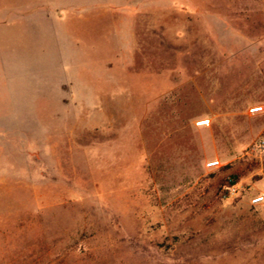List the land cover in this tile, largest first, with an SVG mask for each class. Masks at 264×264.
I'll return each instance as SVG.
<instances>
[{
    "label": "rangeland",
    "instance_id": "rangeland-1",
    "mask_svg": "<svg viewBox=\"0 0 264 264\" xmlns=\"http://www.w3.org/2000/svg\"><path fill=\"white\" fill-rule=\"evenodd\" d=\"M259 196L261 0H0V264H264Z\"/></svg>",
    "mask_w": 264,
    "mask_h": 264
},
{
    "label": "built area",
    "instance_id": "built-area-1",
    "mask_svg": "<svg viewBox=\"0 0 264 264\" xmlns=\"http://www.w3.org/2000/svg\"><path fill=\"white\" fill-rule=\"evenodd\" d=\"M262 112H263V108L261 106H254V107L249 108L248 115L253 117V116H257V115L261 114ZM202 123H204V122H200L199 125L202 126L203 125ZM207 123L208 122H206V124ZM218 167H219V161H217V160L216 161H210L206 164L207 169H216ZM250 202L254 206L259 205V204L264 202V196L255 197V198L251 199Z\"/></svg>",
    "mask_w": 264,
    "mask_h": 264
},
{
    "label": "crops",
    "instance_id": "crops-1",
    "mask_svg": "<svg viewBox=\"0 0 264 264\" xmlns=\"http://www.w3.org/2000/svg\"><path fill=\"white\" fill-rule=\"evenodd\" d=\"M262 4L264 5V0H261Z\"/></svg>",
    "mask_w": 264,
    "mask_h": 264
},
{
    "label": "bare ground",
    "instance_id": "bare-ground-1",
    "mask_svg": "<svg viewBox=\"0 0 264 264\" xmlns=\"http://www.w3.org/2000/svg\"><path fill=\"white\" fill-rule=\"evenodd\" d=\"M203 125H205L206 123L204 122V123H202Z\"/></svg>",
    "mask_w": 264,
    "mask_h": 264
},
{
    "label": "trees",
    "instance_id": "trees-1",
    "mask_svg": "<svg viewBox=\"0 0 264 264\" xmlns=\"http://www.w3.org/2000/svg\"><path fill=\"white\" fill-rule=\"evenodd\" d=\"M235 182H236V180H235Z\"/></svg>",
    "mask_w": 264,
    "mask_h": 264
}]
</instances>
